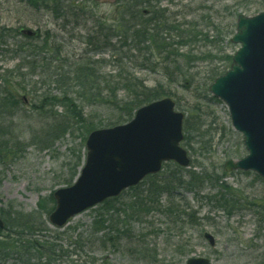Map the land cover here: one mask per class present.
Masks as SVG:
<instances>
[{
    "label": "rangeland",
    "instance_id": "rangeland-1",
    "mask_svg": "<svg viewBox=\"0 0 264 264\" xmlns=\"http://www.w3.org/2000/svg\"><path fill=\"white\" fill-rule=\"evenodd\" d=\"M156 2L170 19L193 22L202 31L194 48L204 50L207 46L212 55L190 61V70L199 81L220 64L223 51L237 49V44L226 45L224 37L231 25H236L237 16L264 11L262 0ZM71 4L62 0L61 16H56L51 9L34 8L21 0H0V101L8 96L16 100L13 113L0 111V125L10 126L5 139L10 147L18 144L15 157L0 162V213L9 207L33 213L36 224L44 222L36 227V242L68 251L81 248V261L87 259V264H184L191 257L206 258L211 264H264V207L260 206L264 180L250 170H224L225 161L245 156L243 136L232 127L226 103L201 84H169L174 91L169 97L175 100V109L189 117L187 133L192 136V149L182 145L191 162L182 174L184 178L192 171L201 177L218 174L222 177L218 183L227 184V191L211 181L202 183L200 190L177 187L174 181L180 172L170 162L159 173L122 191L113 208L98 204L70 218L61 228L48 222L54 208L52 193L75 181L86 138L78 122L71 123L64 133L58 131L56 137H45L61 119L59 98L64 94L74 98L87 120L103 125L98 128L116 122L123 114L112 105L88 102L83 97L73 80L78 64L89 62L100 80L99 89L115 92L119 100L128 95L123 87L128 77L137 76L149 86L165 83L162 66L140 64L128 49L129 41L124 43L108 28L100 29L112 23L116 0H88L84 11L79 8L81 0L78 7ZM67 6L70 9L64 12ZM21 27L37 30L39 35L27 39L18 33ZM161 183L171 190L159 189ZM223 199L236 202L221 207ZM100 217L105 220L102 231L91 236L92 224ZM103 232L113 238V245L102 243ZM205 233L212 235L214 245H209ZM71 241L74 246L70 247ZM39 263L36 258L11 255L0 261ZM52 264L71 263L57 259Z\"/></svg>",
    "mask_w": 264,
    "mask_h": 264
},
{
    "label": "water",
    "instance_id": "water-1",
    "mask_svg": "<svg viewBox=\"0 0 264 264\" xmlns=\"http://www.w3.org/2000/svg\"><path fill=\"white\" fill-rule=\"evenodd\" d=\"M20 32L35 35L26 28ZM230 40L238 44L232 63L208 90L226 103L231 125L242 134L247 154L227 160L224 169L250 170L264 179V11L240 14ZM174 105L166 96L137 108L126 123L89 132L84 163L74 183L53 192L55 206L48 215L49 223L62 227L80 212L157 173L163 162L188 166L187 152L180 145L184 114ZM3 226L0 218V228ZM204 237L214 245L212 235L205 233ZM184 264L211 263L191 257Z\"/></svg>",
    "mask_w": 264,
    "mask_h": 264
},
{
    "label": "trees",
    "instance_id": "trees-1",
    "mask_svg": "<svg viewBox=\"0 0 264 264\" xmlns=\"http://www.w3.org/2000/svg\"><path fill=\"white\" fill-rule=\"evenodd\" d=\"M21 1L34 8L44 7L51 9L56 16H61V14H59V9H61L62 0ZM69 1H71V5L79 6L77 4L79 3V0ZM87 1L88 0H81L79 6L81 11H84ZM156 1L157 0H116V12L114 10L113 13L115 14L113 15L115 16L111 20L112 23L109 25L105 24L104 26H101L100 29L103 30V28H108L113 31L111 33L112 35L118 34L124 43L129 41L131 45L128 49L129 51H132L133 55H137L135 58H137V61H139L140 64L147 65L148 67L151 64L162 66L164 68L163 78L165 83L160 81L153 86H149L137 76L128 77L123 82V87L128 91V95L125 99L119 100L115 92L107 94L103 92V89H99L100 80L96 76V72L89 62L78 64L73 72V80L79 85L83 97L85 96L88 102L95 101L100 104L107 103L123 112L116 122L109 123L106 125L107 127L130 120L133 117L135 110L146 103L165 96H172L174 91H172L169 86L172 82L180 83L183 81L182 85L186 87L191 86L192 84L193 86L201 84L204 88H207L218 75L224 73L229 68L232 62V54L234 51H231L230 53L223 51V57L221 58L220 64L213 66L205 72L202 76L203 81H199V78H196L190 70L192 68L190 66V61L199 55H202L201 57L204 60L210 58L212 55V50L207 46L204 47V50H195L196 48H194L198 36L202 34V31L200 32L197 26H195L196 24L193 22H179L170 19L167 15V10L156 5L158 4ZM68 7L69 6L64 8L63 11L66 12L70 9ZM234 28L235 24L231 25L229 30H225L224 37L226 39V45H230L231 43L229 35L233 34L235 30ZM2 29H4V27H2ZM38 35L39 32L37 31L35 36L30 37L25 35V37L30 39L37 37ZM221 41L223 40L221 39ZM0 102L1 112L13 113L12 110L16 107V100L9 98L8 96L1 98ZM58 104H60L62 108L60 112L61 119H59V123L55 124L56 126L48 132L45 136L46 138L58 136L60 134L58 131H62L61 133L66 132L69 125L73 122H78L82 125L86 136L90 131L103 126L100 123H94L92 120H87L83 116L82 107H79L75 103L74 98L69 95H62L58 100ZM38 108L42 110V107ZM188 118L189 117L187 116L183 119V140L181 144L190 146V149H192L190 144L192 136L187 133L190 130ZM9 127V125H0V162L15 157L17 154L18 144L10 147V141L8 138L5 140L9 133ZM195 129L196 128L193 126V130ZM201 135L204 137V132ZM200 144V148H202V140L199 142V145ZM82 163L83 158L78 164V169ZM171 163L166 162L163 166L167 167ZM172 164L176 169H179L180 172V174H178L179 176L174 181L176 185H178L177 187H182L184 190L188 191H194L195 188L200 190L202 183L205 181H211L218 184L219 188L223 191L229 189L228 185L223 181L218 183L222 178L218 174L208 173L206 176L201 177V173L199 174L192 171L186 175V178H184V174H182L183 167H180L175 163ZM157 187L163 190L166 189L167 191L171 190L168 188L167 183L158 184ZM116 198L117 197L106 199L101 203V206H104L107 209L113 208V202L116 201ZM51 201H53V199ZM262 201L263 204H260V206L264 207V198ZM223 202L224 204L223 206L220 205L221 207H224L225 204L229 203L233 205L236 200L223 199ZM0 216L4 221V226L0 228V261L11 255L16 257L27 256L28 260L30 258H36L40 261L39 264H52L57 259L70 262L71 264L88 263L87 259L81 261V248H71V251H68L58 248L59 246L55 244L47 247L41 244V242H36L34 237L35 230L40 228L41 224L43 225L44 222L36 224L34 222L33 213H23L9 207L8 210H4L0 213ZM104 221L105 220L100 217L93 222L91 236L102 231ZM107 235L106 232L101 234L100 237L103 238L102 243H110L113 245V238ZM73 244L74 241H71L68 246L71 247Z\"/></svg>",
    "mask_w": 264,
    "mask_h": 264
}]
</instances>
